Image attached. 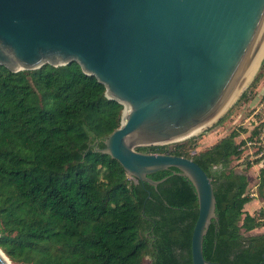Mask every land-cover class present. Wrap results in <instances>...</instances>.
I'll list each match as a JSON object with an SVG mask.
<instances>
[{"label": "trees", "instance_id": "obj_1", "mask_svg": "<svg viewBox=\"0 0 264 264\" xmlns=\"http://www.w3.org/2000/svg\"><path fill=\"white\" fill-rule=\"evenodd\" d=\"M262 77L255 74L236 105ZM123 114L77 63L18 73L0 67V249L11 263L144 264L148 257L150 264H193L199 212L192 183L174 168L149 176L161 182L157 188L136 183L95 151ZM263 127L256 121L249 138L233 131L194 155L199 137L138 149L192 159L212 179L218 220L204 238L209 262L264 264V234L247 235L264 227V212H245L248 177L231 168L250 141L264 152ZM256 162L263 195L264 156Z\"/></svg>", "mask_w": 264, "mask_h": 264}, {"label": "water", "instance_id": "obj_2", "mask_svg": "<svg viewBox=\"0 0 264 264\" xmlns=\"http://www.w3.org/2000/svg\"><path fill=\"white\" fill-rule=\"evenodd\" d=\"M264 53V0H0V67L13 73L77 63L124 106L95 151L136 183L177 169L195 188L193 264L218 220L212 179L192 159L139 152L181 141L232 103ZM188 139V138H187ZM0 264H12L0 249Z\"/></svg>", "mask_w": 264, "mask_h": 264}, {"label": "rangeland", "instance_id": "obj_3", "mask_svg": "<svg viewBox=\"0 0 264 264\" xmlns=\"http://www.w3.org/2000/svg\"><path fill=\"white\" fill-rule=\"evenodd\" d=\"M258 73L262 74L263 77L257 89L249 92L246 101L236 105L241 95L249 88L255 74ZM251 76V79L245 83L242 90L234 99V102H232L213 123L201 130L198 134L190 137H199L198 148L195 151H190L191 154L194 155L195 153L214 146L220 140L230 135L233 131L240 133L243 132L241 138H249L253 132L255 122H259V120L264 121V57L253 76ZM230 110L231 114L227 120L223 124L218 125V122L226 116ZM188 139L173 142L167 144V146L172 148L173 144L185 142ZM259 148L260 146L254 145L252 141L248 142V144L245 145V151L242 157L240 159H233L231 164V168L233 170L245 173L248 177L247 192L250 196H253L251 197L252 201L250 204L245 207V212L250 215H256L264 212V186L261 191L263 192V195L260 194V172L262 166L254 159V156L260 153L258 150ZM262 234H264V227L255 229L247 235L256 236ZM144 264H150V258L146 257Z\"/></svg>", "mask_w": 264, "mask_h": 264}, {"label": "built area", "instance_id": "obj_4", "mask_svg": "<svg viewBox=\"0 0 264 264\" xmlns=\"http://www.w3.org/2000/svg\"><path fill=\"white\" fill-rule=\"evenodd\" d=\"M261 132V136H260V140L263 141L264 140V127L260 130ZM256 145H261V143H256ZM262 156H264V152H260L259 154H256V156H254V159H260ZM253 195H251L250 197H252Z\"/></svg>", "mask_w": 264, "mask_h": 264}, {"label": "bare ground", "instance_id": "obj_5", "mask_svg": "<svg viewBox=\"0 0 264 264\" xmlns=\"http://www.w3.org/2000/svg\"><path fill=\"white\" fill-rule=\"evenodd\" d=\"M263 57H264V53H263V55H262V57H261V59H260L258 65L256 66L255 70L253 71L252 76H253V74L255 73V71L257 70V68H258V66H259V64H260V62H261V60L263 59ZM252 76H251V77H252ZM250 79H251V78H249L247 81H249ZM232 102H234V100H233ZM199 132H200V131H199ZM199 132H196V133H194V134H192V135H189V136H187L185 139L190 138L191 136H194V135L198 134ZM182 140H183V139H182Z\"/></svg>", "mask_w": 264, "mask_h": 264}]
</instances>
